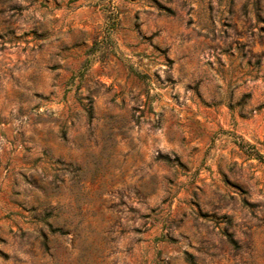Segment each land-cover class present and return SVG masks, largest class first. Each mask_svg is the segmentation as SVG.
Here are the masks:
<instances>
[{
  "label": "rangeland",
  "instance_id": "rangeland-1",
  "mask_svg": "<svg viewBox=\"0 0 264 264\" xmlns=\"http://www.w3.org/2000/svg\"><path fill=\"white\" fill-rule=\"evenodd\" d=\"M264 0H0V264H264Z\"/></svg>",
  "mask_w": 264,
  "mask_h": 264
},
{
  "label": "trees",
  "instance_id": "trees-1",
  "mask_svg": "<svg viewBox=\"0 0 264 264\" xmlns=\"http://www.w3.org/2000/svg\"><path fill=\"white\" fill-rule=\"evenodd\" d=\"M237 143L242 149H244L245 152L249 154H255L256 157L264 161V154H260L257 150H250L251 148L254 149L252 144L246 143L243 140H238Z\"/></svg>",
  "mask_w": 264,
  "mask_h": 264
}]
</instances>
